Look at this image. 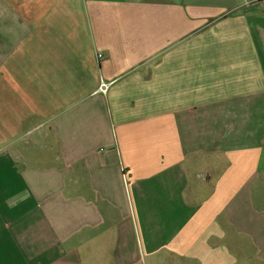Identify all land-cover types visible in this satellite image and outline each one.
Listing matches in <instances>:
<instances>
[{
    "label": "crops",
    "instance_id": "crops-1",
    "mask_svg": "<svg viewBox=\"0 0 264 264\" xmlns=\"http://www.w3.org/2000/svg\"><path fill=\"white\" fill-rule=\"evenodd\" d=\"M0 264H264V0H0Z\"/></svg>",
    "mask_w": 264,
    "mask_h": 264
},
{
    "label": "built area",
    "instance_id": "built-area-1",
    "mask_svg": "<svg viewBox=\"0 0 264 264\" xmlns=\"http://www.w3.org/2000/svg\"><path fill=\"white\" fill-rule=\"evenodd\" d=\"M102 56L101 55H99V58H101ZM108 84H105V83H103L102 85H101V87H100V90L103 92V93H106L107 92V90H108Z\"/></svg>",
    "mask_w": 264,
    "mask_h": 264
}]
</instances>
